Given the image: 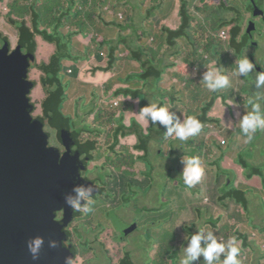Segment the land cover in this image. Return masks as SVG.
Instances as JSON below:
<instances>
[{
    "label": "clouds",
    "instance_id": "9594fccd",
    "mask_svg": "<svg viewBox=\"0 0 264 264\" xmlns=\"http://www.w3.org/2000/svg\"><path fill=\"white\" fill-rule=\"evenodd\" d=\"M109 1L111 0H102L105 4V10L115 18L119 25L124 26L125 16L122 9L108 8ZM209 1L214 5L223 4L224 6L222 5L220 9L223 13L230 14L233 12L232 9L224 8L234 0ZM251 2L252 13L248 11L251 15V21L245 30L240 24L227 21V19H225L227 22L220 27L221 31L232 29L221 33L220 39L224 43L231 39L234 46L239 39H242V42L248 43L251 49L248 46L242 54L236 50L239 55H234L228 52L219 53L217 46H210L207 50L211 56H205L204 61H189L179 45L182 42L172 39L171 42L174 46L169 44L172 47L171 51L169 53H164V51L163 57L160 60L152 59L153 63L151 64L156 67L158 74L160 71L163 73L165 70H170L181 76L179 85L170 88L169 103L174 107L183 108L184 113L178 115L176 111L170 110L169 106L161 105L158 102H148L136 113L146 123L163 127L165 136L172 137L169 154L175 155V158L173 166L167 172L165 184L170 189V185L175 183L177 189L183 188L186 191L184 200L188 211L191 212L189 217L194 219L192 211L198 212L195 229L192 233L189 231L187 237L181 238L180 249L183 251V258L180 259L179 264H264V232L260 233L257 226H253L255 229L250 226L245 221L246 211H243L236 204L222 212V197L216 190V185H218L220 188L223 186L237 187L238 192H240L242 187L248 189L252 179L255 180L253 183L255 190L252 191L262 190L263 192L264 190L263 183L257 178L258 174L255 176L247 175L246 168H243L242 164H237L240 153L248 148L256 155L260 150L264 151V49H261L254 42V38L263 28L264 12L257 7L253 0ZM140 3L143 4L144 8L150 6L146 13L147 19H151L152 13L156 14L153 25L143 29L140 33V38L146 44L153 42L156 37L162 34L168 36V32L159 30V28H169L166 20L174 12L180 28L178 29L177 26L170 37L182 29L181 17L184 16V12L181 11V0H133L132 3L126 0L124 5L137 7ZM186 4L189 6L188 1ZM136 12L137 9L135 15ZM189 22L194 25L195 18L191 16L187 23ZM256 22L261 25L260 29L257 28ZM237 32L239 33L237 34ZM133 47L136 54L138 53L144 61H149V55L146 54V50L138 47L136 39L133 42ZM137 48L140 51H137ZM165 50H168V46ZM192 58L198 59V53L194 51ZM162 60L163 63L161 64L160 61ZM233 61L237 65L231 67ZM180 64L187 65L188 69L193 71L192 76L197 75L200 70L201 73L196 79L204 85H189L183 76L184 69L178 68ZM225 70L229 72L230 77L237 78L235 86H230V80L224 74ZM180 86L185 89L188 87L196 88L197 94L200 95L196 99L199 103L207 102V100L211 102L215 99L216 107L220 113L212 114L213 108L211 106L207 108L203 106L201 110L197 109L192 100H178L175 96H182V92L185 91L181 90ZM221 89L223 90L219 96L208 95ZM203 90H205L206 95H203ZM112 103L115 107H120L119 104L122 101L114 98ZM114 106L111 105V107ZM232 107H235L236 111L230 114ZM203 116H208V118H201ZM148 143L149 141L144 144L138 142L137 146L145 147ZM132 150L143 152L144 155H135ZM132 150H129L130 156L140 158L135 165L139 173L136 179L145 182L153 181V169L147 160L148 149L139 150L134 147ZM107 152L113 151L109 149ZM217 161H220L219 167L216 164ZM227 161L231 162L230 167L225 166ZM141 162L146 163V171L138 169V164ZM111 170L117 171L114 165ZM172 170L174 171L171 174ZM205 170L208 174V186L201 181ZM212 191H215L216 194L214 201L210 200ZM96 193L97 188L93 183H77L74 184L71 192L64 196V203L72 211L81 214L96 212L103 214L107 218L105 220H112L113 211L106 206L110 197L109 194L101 189L100 195L94 199ZM238 217H241L242 220L239 221ZM182 222L187 224V218H182L181 221L175 220L172 226L180 225ZM132 227L133 233L138 230L137 224ZM209 228L212 231L205 233ZM236 228H238L237 231H235ZM43 244L44 239L39 236L28 241L27 248L34 261L39 259ZM49 247L56 248L57 241L50 240ZM76 259L67 256L64 264H74Z\"/></svg>",
    "mask_w": 264,
    "mask_h": 264
},
{
    "label": "rangeland",
    "instance_id": "374dc122",
    "mask_svg": "<svg viewBox=\"0 0 264 264\" xmlns=\"http://www.w3.org/2000/svg\"><path fill=\"white\" fill-rule=\"evenodd\" d=\"M131 3L133 0H129ZM203 1V2H202ZM257 7L264 12V0H253ZM43 2V1H42ZM190 14L195 18L194 25L191 26L190 33L193 35L194 46L186 42L179 43L181 50L184 51L185 57L189 58V61L205 60V56H211L208 52L210 46H217L219 53H230L237 55L236 47L232 45L230 41L223 42L220 39L221 33L223 31L232 30L226 29L221 31L220 27L225 24L227 21H234L240 24L245 30L247 24L251 21L252 13V2L251 0H234L232 3H228L224 9H232V13H223L220 11L222 5L212 4L209 0H188ZM43 4V3H42ZM67 5V4H66ZM124 4L117 0H111L108 3V8L110 9H123ZM224 6V5H223ZM4 8H8V11L5 12ZM2 18L9 20L10 18H15L20 21H27L31 24L32 21L36 23V19H31V9L28 0H3L2 9H0ZM249 11V12H248ZM40 15V11L38 12ZM41 17V16H40ZM227 19V21H225ZM2 20V19H1ZM40 27V30L45 33L42 37H38L36 41L39 45V53L37 51L38 63H45L50 65L53 59L58 56V40L53 39L51 32V27L37 22ZM257 28L260 29L261 25L257 23ZM7 28V27H5ZM75 28L68 27L61 30V34L67 36L69 32H73ZM159 30L168 32L170 36L174 29L160 27ZM98 43H106V37H101L95 34H90L87 37L77 36L72 37L68 40L69 45L75 50L74 53L71 52L70 46H67L66 54H70L72 57H75L73 61H66L65 67L60 71V82L63 87V95L67 99V102L63 105V110L66 114H72L75 117V108L77 107V121L80 119H86L85 128L90 130L94 125V114L87 115L93 106H96L97 111L101 113V116L105 119L107 118V112L112 108L111 105L114 99L113 91L120 84L117 79V84L114 87L113 83L108 82L111 75L104 74L102 72H95L94 69L97 66L98 62L95 60L88 61L83 56L84 47L90 46L96 47ZM160 40H156V43ZM187 41V40H186ZM79 42V43H78ZM161 42V41H160ZM242 39L238 40V45H240ZM148 48L152 49L150 45H147ZM251 49V47L249 46ZM176 49V48H175ZM137 51H140L137 48ZM198 53V59H193V52ZM81 54V55H79ZM151 59H161L163 53L157 54V57L152 53H149ZM80 57V60L77 58ZM72 62L78 67L79 62H83L79 66V73L76 78H72L73 71L67 68L72 67ZM178 68H183V76L189 83V85L197 84L204 85L200 80H197V75L192 76V70L188 69L187 65L180 64ZM135 73L138 72V68L133 67ZM162 74L160 71L159 75ZM224 74L228 76L230 80V86H235L237 84L236 77H230L228 71H224ZM173 72L166 70L163 73V84H166L170 81ZM40 76L37 71H34L32 76L33 81L37 82V85L34 89L33 94L31 95L32 100H34L37 105H40L41 99L44 96V90L40 83ZM157 79V78H156ZM108 85L110 91L104 94L103 87L105 88ZM177 86V84H175ZM135 86V85H131ZM229 86V87H230ZM138 87L145 91L140 83ZM181 90H185L181 95H176L175 97L182 100H192L194 106L197 109L207 108L211 106L213 108V113H220V110L216 107L215 99L213 101L207 100V102L199 103L196 99L200 96L197 94L196 88L188 87L185 89L183 86H180ZM225 89V88H224ZM223 89L216 92L215 96H219L220 92ZM170 93L168 87L164 91L160 92L161 99H167ZM203 95H206L205 90H203ZM208 99V98H207ZM120 100V99H119ZM139 104V101L136 102ZM120 105V104H119ZM115 107V106H114ZM126 107V106H125ZM236 111L235 107L230 108V114H233ZM139 112L138 105L134 107V117L136 123L141 125L145 132H148L151 124L146 123L141 120L136 113ZM38 114L43 115L42 108L38 110ZM221 117V115L219 114ZM71 117V116H70ZM119 117V113L116 115ZM201 118L207 119L208 116H203ZM73 119V118H72ZM75 123V121L73 120ZM126 125H132V120L127 119ZM114 127L118 126V122H114L112 125ZM156 130H162L163 127H156ZM174 138V136H173ZM60 135L58 138L53 136L50 140L51 147H56L60 143ZM110 141V135L108 133H103L100 136V142L103 145H108ZM136 143L135 137H127L126 134L122 136L121 139V148L124 152H127L128 147L132 148ZM54 147V148H55ZM133 154L143 156L142 152H137L132 150ZM251 149H246L241 152L237 159V164H242L243 168H246V174L255 176L258 174V180L264 185V151L260 150L259 153L253 154ZM170 149L167 144H162L157 141H153L148 145V157L147 160L152 166V177L153 181L143 182L135 186L130 184L122 176L123 172L121 171V164L119 162V156L113 155V153L107 152L106 156H96L100 162H95L93 167L98 168L99 172L96 174V178H99V183L97 182V189L103 188L105 193L109 194V199L106 204L109 209L113 211L112 220H103L99 223L103 224L99 227L91 228V235H87V231H84L81 227L75 231L76 244L79 245L81 256L77 258V261L74 264H123L125 259H129L133 264H160L159 260L162 258V253L158 250H165L166 255L172 256V258L167 259L162 264H179L180 259L183 258V251L181 247V237L187 235L192 227H185L183 222L177 226H171L172 223L178 219L181 221V218L188 217L189 212L187 209V204H183V197L186 191L183 188L169 190L165 184V178L167 176L168 170L173 166V161L175 155H170ZM133 157H126V162L134 166L135 161ZM217 166H220V161H217ZM113 165L117 169L116 172L112 171ZM138 167L142 171H146V163L141 162L138 164ZM127 176L128 180L135 179L137 175L136 172H129ZM120 177V178H118ZM117 181L120 184L122 193L119 187H116ZM203 184L208 183V174L205 170V174L201 179ZM229 181V179H228ZM102 185V186H101ZM212 185V184H211ZM111 190H106L104 187H107ZM208 186V185H207ZM133 187V188H132ZM212 187H214L212 185ZM216 190L221 194V197L224 198V202L227 206L230 203L236 204L239 208L246 211L247 216L245 221L250 226H257L259 232H264V191L257 192L252 191L251 189H246L242 187L237 192L234 188H228L226 186L219 187L216 185ZM215 191H212L210 195V200L214 201ZM222 199V198H221ZM173 202L176 206L184 211H173L172 205ZM232 204V205H233ZM195 221H198V212L192 211ZM241 221V217L237 218ZM191 223V222H189ZM137 224L138 230L131 234V238L126 239V241H120L121 237L129 226ZM107 229V231H102ZM238 228L235 229L237 231ZM108 234L109 239L105 248L97 247L95 244L98 243V238H102L103 235ZM113 238V239H112ZM83 244H86V248L82 247ZM173 250V252L171 251ZM264 255V252H263ZM78 256V254H77ZM181 256V257H180ZM80 258V259H79Z\"/></svg>",
    "mask_w": 264,
    "mask_h": 264
},
{
    "label": "trees",
    "instance_id": "16d2710c",
    "mask_svg": "<svg viewBox=\"0 0 264 264\" xmlns=\"http://www.w3.org/2000/svg\"><path fill=\"white\" fill-rule=\"evenodd\" d=\"M187 1L188 0H181V11L184 12V16L181 17L183 23L182 29L176 35L168 37L166 34H162L156 37L153 42L146 44L144 40L140 38V33L143 29L148 27V21L141 19L140 21L135 22V10L137 9V7L127 5L123 6L122 12L125 16V21L123 24L125 25L121 26L116 22L115 18L105 10V4L102 2V0H28L31 8L30 17L33 15V17L36 19V23L40 21L41 23L50 26V33L52 34L53 39L58 40V56L53 59L50 65L43 64L42 66L43 73L45 74V77L42 79V83L44 88L46 89L47 95V98L43 103V109L44 113H46L45 117L49 121L52 129L56 130L57 127L59 128V130H56L57 137L60 135L61 139L62 131L70 129L68 119H66L61 112V107L64 102V90L59 79L60 71L63 69V62L73 61L75 59V57H72L70 54H66L67 46H70L68 40H70L72 37H87L90 34H95L101 37H106V43H98L99 41L96 40V47L90 48L93 43L88 45V47L82 46L85 49L84 52L86 53L84 55H79H81V57L83 56L88 61L95 60L98 62L94 71L112 73L114 77H116V82L118 79L120 84L114 89L113 94L114 98L120 99L122 101V103H120V107H111L112 109L107 112V118L105 119L101 116L100 112H97V116L104 119L105 121V123H103V126L107 128L108 126H112L114 122H118V126H121L123 128L126 136L135 137L136 141L138 140L140 144H144L147 141H157L164 145L167 144L170 149L172 137L165 136L164 128L162 130H156L155 126L152 125L150 126L148 132H145L143 127L136 123L134 117L132 116V113H134V107L138 105V108L140 110V108L146 106L148 102H158L161 105L169 106L170 110L176 111L178 115L180 113L183 114L184 109L172 106L169 103L168 98L164 100L160 98V92L164 91L167 86V84H163V75L160 78L159 76L157 77L156 67L151 64L153 63V60L150 57H148L149 61H144L138 53L136 54L134 52L135 50L133 47V42L136 39V43L138 47H140V49L146 50L147 55H150L149 53H152L156 57L157 54H161L164 51V53H169L171 51V45L174 46V44L171 42L172 39L176 40L177 42H186L194 46L195 43L193 35L190 33V28L191 26H193V24L192 22L187 23L188 19L191 18L189 6H187L186 4ZM0 2H2V0H0ZM120 2L125 4L126 0H120ZM39 11L41 15L38 13ZM68 27L75 28V30L73 32H69L67 36L61 34V30ZM179 28L180 25H178V29ZM238 33L239 32H237V34ZM22 34L24 35V40H22L25 42L24 48L26 50L29 49V51L32 50L37 52L35 35L40 34L41 36H43L45 35V33L39 32L37 28L34 34V39L33 41H31L27 35L26 29H24L22 25ZM237 34H235V36H237ZM158 39L161 42L159 41L156 43V40ZM147 45H150L152 49L145 48L148 47ZM167 46L168 50H165ZM234 46L236 47V50L240 54H242L244 50L248 48L249 44L241 42V44L238 45L237 42ZM69 48L72 53L75 52V50L71 46ZM77 60H80V57H78ZM134 62H137L141 68L140 71L138 69L137 73L133 71V67H136ZM79 63L80 65L83 64V62ZM160 63L162 64L163 60L160 61ZM235 65L237 64L235 63V61H233L231 63V67ZM79 66L77 67L76 64L73 66L72 78H76V76L78 75ZM171 78V87H176L175 84H177L178 86L179 81L181 80V76L173 73ZM139 83L146 88L145 91H142V89L138 87ZM110 90L111 89H109L107 84L106 87L103 88L104 94L110 92ZM215 94L216 92H212L208 95L215 96ZM137 101H139V104L136 103ZM209 111H211V109H209ZM49 112L58 113L61 116V118L64 120V123L61 127H59V125L63 121H59L55 119V117H49ZM118 113L119 117H116ZM127 119L132 120L131 126L125 124ZM116 132L117 130L111 129L106 133H108L110 137L113 136L115 139V143L110 147V150L113 151L111 152L113 153V155L119 156V162L122 166L121 171L123 172L122 176L120 177H124L128 183H132L135 186H137L138 184H142L145 181H139L136 179V176L139 173L135 167L137 161H139L140 158H133L135 161L134 166H131L126 162V157L131 158V156L129 154V150H127V152H124V148L122 149L123 151H116V148L119 144V139L116 135ZM103 133H105V131H102L100 129L88 131V133H85L89 135L94 134L96 136V138L94 139L90 137L89 141H87L90 150L95 146H99V138ZM136 149L141 150L144 149V147L137 146ZM98 156H105V153L99 152ZM178 163L180 166V158L178 159ZM125 167L127 169L124 170ZM128 171L137 173L135 179H127V176L129 175ZM173 171L174 170L171 171V174ZM253 181L254 179L251 180L252 183L248 187V189L255 190ZM116 187H119L122 193V189L118 181L116 183ZM104 188L106 190L112 189H109V186L108 188ZM229 188H234L238 192L237 187ZM174 189H177L175 183L170 185L169 190ZM256 191L262 192V190ZM182 201L183 204H185L184 197ZM232 204L233 203H230L229 206H227L224 202V198L222 197L221 211L225 212L227 208ZM171 205L173 207L172 210H170L172 214L173 211L184 212L180 210L173 202H171L169 206ZM182 218H187V224H189L187 225V227H192V230H190V233H192V231L195 229V219L189 216L186 217L185 215ZM253 228L255 229V227ZM208 231H212V229L209 228L205 233H207ZM188 235L189 234H184L183 237H187ZM183 237L181 238L183 239ZM158 251L162 253V258L159 260L160 264L164 263L167 259L172 258V256L170 255H166L165 257H163L166 253L165 250L160 249ZM171 251L173 252V250ZM123 264L133 263L129 259H125L123 261Z\"/></svg>",
    "mask_w": 264,
    "mask_h": 264
},
{
    "label": "flooded vegetation",
    "instance_id": "af4514ba",
    "mask_svg": "<svg viewBox=\"0 0 264 264\" xmlns=\"http://www.w3.org/2000/svg\"><path fill=\"white\" fill-rule=\"evenodd\" d=\"M2 2H0V9H2ZM31 9V8H30ZM4 11L7 12L8 8H4ZM2 19V20H1ZM31 19H34L33 15ZM16 22V23H12ZM22 25L24 29L27 31V35L31 41L34 39V34L38 28L39 32L43 33L40 30V27L34 21L29 24L27 21H20L15 18H10L9 20H5L2 18V14L0 11V49L3 50L7 47L9 53L8 56H5V60L13 63L14 61L11 57L17 56L21 54L18 49L25 50L24 48V35L22 34ZM7 27V28H5ZM38 37H42L40 34L35 35V42L37 45V51L39 53V45L36 39ZM30 59L34 57L35 61H31V68L29 70V76H32L34 71H37L40 76V83H42V79L45 77L43 73L42 66L45 63H38L37 52L36 54L34 51L30 50L29 53ZM3 58V53H0V59ZM46 65V64H45ZM27 75V81H32V78ZM14 77V71L11 72V79ZM37 83V82H36ZM7 85V84H6ZM30 94V98L32 99ZM44 93L46 94V89L44 88ZM47 95L43 96L38 106L37 103L32 100L35 104V111L32 117L23 124H10L9 119L6 117H0V140L3 141L5 135L8 132L17 131L19 133L23 132L27 128H31L36 132H41L43 129L45 133L49 134L48 137V147H51L50 140L53 136L57 137V131L52 129L49 124V121L45 117L43 103ZM63 105L67 102V99L63 95ZM63 105L61 107V112L66 119H68L70 124V129L62 131L61 140L58 146L54 149L60 155L59 164L60 169L58 171L59 178L55 182H52V186L55 187V199L58 202L57 210H55L51 215L48 216L46 221H41L40 218L36 214H33L32 220L30 221V225L34 233H36L39 237L44 239V244L52 239L57 241V244L61 245L64 249H70L72 247V251L79 256H81L79 245L76 244L75 239V231L78 230L79 227H83L84 231H87V235H91V228L92 227H101L103 224L99 223V221H103L107 219L103 216V214H97L96 212H90L88 214H81L79 212L72 211L69 207L66 206L64 203V196L71 192L72 187L74 184L77 183H93L97 186V182L99 183V178H96V174L99 172L97 171L98 168L93 167L95 162H100L96 156H98L99 146H95L93 149L90 150L88 147L87 141L89 138L92 139L96 138L94 134L89 135L85 134L88 133V130L85 128V121L86 119H80L77 121L79 116L77 115L78 108H75V117L72 114H66L63 110ZM39 108H42L43 115L38 114ZM88 115V113H87ZM71 116V117H70ZM73 118V119H72ZM25 119V117H21V120ZM75 121V123L73 122ZM64 121L59 125L62 126ZM116 135L119 138V145L120 146L121 138L124 135L122 131H117ZM58 138V137H57ZM51 145V146H50ZM69 151L68 156L66 157L65 161L63 162V158L65 154ZM9 153V151L7 152ZM24 182L25 181H15V180H8L0 185V208L5 209L7 212L6 214L11 217H16L22 209H24L23 215L25 214L27 208H29V203L27 199L28 197H24L26 190H24ZM40 186L39 189L36 188L34 198L39 199L42 202V207L44 206L43 203L47 198H51L48 194V189L44 188L46 183H37ZM102 186V185H101ZM97 188V187H96ZM101 188L97 189V193L94 199L100 195L99 191ZM103 190V188H102ZM44 193V194H43ZM133 225L129 226L128 229L122 233V238L120 241H126V239L130 238L131 234H133ZM102 231H107L104 229ZM68 234V240H65V234ZM126 238V239H125ZM109 236L105 234L102 238H98V243L95 245L100 248H105L108 242ZM113 239V238H112ZM82 247L86 248V244H83ZM42 255L39 254V259L36 260L37 262H42ZM77 261L74 260V263ZM25 262H31L29 256L25 260ZM115 264V263H114Z\"/></svg>",
    "mask_w": 264,
    "mask_h": 264
},
{
    "label": "water",
    "instance_id": "95a60500",
    "mask_svg": "<svg viewBox=\"0 0 264 264\" xmlns=\"http://www.w3.org/2000/svg\"><path fill=\"white\" fill-rule=\"evenodd\" d=\"M18 51L21 54L17 56L14 54L11 57L14 62L10 63L4 59L9 53L7 47L0 49V53H3V58L0 59V117L8 118L10 124H24L35 111V104L30 94L35 89L36 83L27 81L31 61L35 59L34 57L30 59L29 49L26 51L18 49ZM34 53L36 54V51ZM12 71L14 77L10 80ZM48 116L64 121L58 113L49 112ZM21 117L25 119L21 120ZM56 130L59 128L57 127ZM48 137L49 134L43 129L41 132H36L27 128L21 133L8 132L4 140H0V185L8 180L25 181L26 193L23 194L24 197L29 198L27 199L29 208L24 215V209L16 217H11L6 214L5 209L0 208V264H64L67 256L76 259L72 247L64 249L57 244L56 248H50L49 241L52 239L43 244L40 250L42 262L34 261L27 248L28 241L38 237L30 225L33 214H36L41 221H46L58 206L55 187L51 183L59 178L60 155L57 150L48 147ZM68 154L69 151L65 154L63 162ZM38 182L46 183L44 188L48 189L51 197L44 201L43 207L42 202L34 198L36 188H40ZM65 240H68L67 233ZM28 256L31 262H25Z\"/></svg>",
    "mask_w": 264,
    "mask_h": 264
},
{
    "label": "crops",
    "instance_id": "0c3cea01",
    "mask_svg": "<svg viewBox=\"0 0 264 264\" xmlns=\"http://www.w3.org/2000/svg\"><path fill=\"white\" fill-rule=\"evenodd\" d=\"M150 8V6H148V8H144V6H143V4L142 3H140V4H138L137 5V12H136V15H135V22H138V21H140L141 19H144V20H146V21H148V27L147 28H149V27H151L152 25H153V22H154V20H155V18H156V14L155 13H152V16H151V19H147V12H148V9ZM166 24H167V26L169 27V28H172V29H174V31L177 29V26H178V24H177V17H176V13L174 12V14L172 15V16H168V19L166 20ZM147 28H145V29H147ZM254 42H255V44H257L258 46H260V48L261 49H264V21H263V28H262V30L258 33V35L254 38ZM65 62L66 61H64L63 62V68H66L65 67ZM72 67L71 68H67V69H69V70H72L73 71V66L75 65L73 62H72ZM134 64L136 65V67L139 69V71H140V66H139V64L137 63V62H134ZM95 72H98V71H95ZM172 72V71H171ZM102 73H104V72H102ZM164 73V72H163ZM163 73H162V75H163ZM104 74H109V75H111V77H110V79L108 80V82H112L113 84H114V87H115V85L117 84V82L115 81L116 80V77H114V75L112 74V73H104ZM162 75H159L158 74V71H157V77L159 76V78L162 76ZM171 82H172V78H170V81L169 82H167L166 84H167V86L166 87H168L169 89L171 88ZM42 85V84H41ZM106 85V84H105ZM43 87V86H42ZM113 87V88H114ZM104 88V87H103ZM113 88L110 90V91H113ZM43 90H44V88H43ZM46 94L44 93V96H45ZM169 98H170V95H168V100H169ZM97 107L96 106H93V108L90 110V112L88 113V115H92V114H94V125L92 126V128L90 129V130H88V131H93V130H102V131H105V133L106 132H108L109 130H111V129H114V130H117V131H122L123 133H125V131L123 130V128L121 127V126H117V127H114V126H108L107 128H105L104 126H103V123H105V121H104V119H102V118H100V117H98L97 116ZM118 125H119V123H118ZM126 134V133H125ZM119 139V138H118ZM122 139V138H121ZM136 140V139H135ZM99 141H100V138H99ZM151 142H153V141H149V143H148V145L151 143ZM115 143V139H114V137L113 136H111L110 137V141H109V144L106 146V145H103L101 142H100V144H99V151L100 152H102V153H107V151H109V149H110V147L113 145ZM120 144H121V142H120ZM119 145V144H118ZM137 145H138V140L136 141V143H135V145L132 147V148H129L128 147V150H132L134 147H135V149H136V147H137ZM148 145H146L145 147H144V149H148ZM117 149V151H123L122 150V148H121V146H119L118 148H116ZM143 153V152H142ZM230 165H231V162L230 161H227V162H225V166L226 167H230ZM125 169H127L126 167L124 168V170ZM138 169L141 171V169L138 167ZM255 182V180L253 181V183ZM250 184L252 183V182H249Z\"/></svg>",
    "mask_w": 264,
    "mask_h": 264
},
{
    "label": "built area",
    "instance_id": "2783aa9c",
    "mask_svg": "<svg viewBox=\"0 0 264 264\" xmlns=\"http://www.w3.org/2000/svg\"><path fill=\"white\" fill-rule=\"evenodd\" d=\"M115 104H117V103H115Z\"/></svg>",
    "mask_w": 264,
    "mask_h": 264
}]
</instances>
